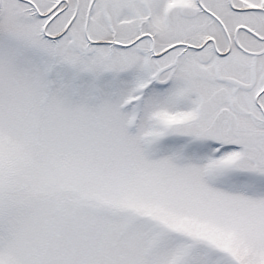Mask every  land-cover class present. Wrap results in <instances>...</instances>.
Listing matches in <instances>:
<instances>
[{
	"label": "snow or ice",
	"instance_id": "1",
	"mask_svg": "<svg viewBox=\"0 0 264 264\" xmlns=\"http://www.w3.org/2000/svg\"><path fill=\"white\" fill-rule=\"evenodd\" d=\"M0 264H264V0H0Z\"/></svg>",
	"mask_w": 264,
	"mask_h": 264
}]
</instances>
